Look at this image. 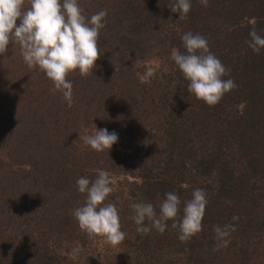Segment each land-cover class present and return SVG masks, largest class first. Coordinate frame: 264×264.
<instances>
[{"label": "trees", "instance_id": "1", "mask_svg": "<svg viewBox=\"0 0 264 264\" xmlns=\"http://www.w3.org/2000/svg\"><path fill=\"white\" fill-rule=\"evenodd\" d=\"M78 3L86 18L107 16L93 72L68 76L72 107L21 50L8 63L0 56L10 67L0 65V264H264V50L246 42L253 22L264 34V0H191L183 21L169 0ZM188 31L207 38L230 70L223 79L237 85L214 106L187 91L170 59L185 51ZM151 57L162 67L142 82ZM104 128L119 137L109 152L79 139ZM97 170L115 181L105 203L116 205L126 233L117 246L89 238L73 215L86 199L77 179L93 180ZM196 188L208 201L201 232L181 242L172 221L162 234L137 232L131 205L159 212L175 192L179 220ZM229 223V245L214 250L213 226Z\"/></svg>", "mask_w": 264, "mask_h": 264}, {"label": "clouds", "instance_id": "2", "mask_svg": "<svg viewBox=\"0 0 264 264\" xmlns=\"http://www.w3.org/2000/svg\"><path fill=\"white\" fill-rule=\"evenodd\" d=\"M200 3L207 6L208 0H200ZM25 4L26 0H0V56L6 57L10 44H18L25 64L30 69L38 67L44 72L53 84L51 91L61 92L68 107H72L73 84L68 76L77 70L81 76L93 72L101 57L98 38L100 30L105 27L107 11L101 10L89 19L83 14L78 0H27L28 6L25 7ZM167 6L172 13H179L178 21H183L187 19L192 3L191 0H169ZM248 35L250 39L246 42L249 48L259 54L264 50V34L257 30L253 22ZM182 44L185 51L173 49L170 59L189 81L187 91L209 106L216 105L226 93L237 87L233 79H223L230 70L210 51L208 40L203 35L188 31L182 36ZM152 75L153 71L149 69L142 82ZM79 139L96 152H109L119 137L104 128ZM114 183L107 170H97L93 180L78 178L77 189L86 194V199L83 206L73 212L79 228L89 238L103 237L105 243L111 246L121 244L126 238V233L121 230L116 205L105 203L114 191ZM165 196L160 202L159 212L149 202L131 205L138 233L147 234L155 229L162 234L169 221H172L171 228L178 230L181 242L202 231L208 203L203 189H194L191 199L183 202V215L179 220V195L168 192ZM232 219L237 220L238 217ZM145 221L149 222L147 226ZM235 230L230 223L213 226L217 241L214 250L227 247L230 234ZM79 251L78 247L73 248L70 255L75 258Z\"/></svg>", "mask_w": 264, "mask_h": 264}, {"label": "rangeland", "instance_id": "3", "mask_svg": "<svg viewBox=\"0 0 264 264\" xmlns=\"http://www.w3.org/2000/svg\"><path fill=\"white\" fill-rule=\"evenodd\" d=\"M28 6V4H27V0H26V4H25V7H27ZM17 23H19V21L17 22ZM170 46V45H169ZM20 50V46L18 45V44H16V45H12L10 48H9V50H8V52L6 53V57H5V59L3 60V62L4 63H8V61H9V59L11 60L14 56H16V55H18V53H20V52H18ZM12 53H14V54H12ZM148 64H147V67H148V69H147V71L149 70V69H151L153 72L155 71V69H156V71L158 70V68H160V67H162V63H160V61L157 59V58H155V57H151V58H149L148 59V62H147ZM0 65H2V66H4V69L7 71L8 70V68H10V67H8L6 64H0ZM131 180L132 181H134V180H136V179H133V178H131ZM114 248H112L111 249V251H114L113 250ZM110 251V252H111ZM227 257H232V256H227Z\"/></svg>", "mask_w": 264, "mask_h": 264}]
</instances>
